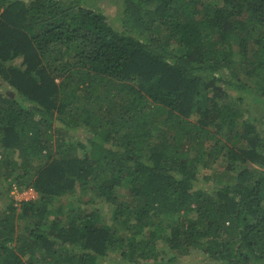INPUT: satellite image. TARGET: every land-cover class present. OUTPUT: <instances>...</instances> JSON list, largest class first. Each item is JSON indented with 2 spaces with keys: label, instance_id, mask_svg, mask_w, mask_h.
I'll return each instance as SVG.
<instances>
[{
  "label": "trees",
  "instance_id": "1",
  "mask_svg": "<svg viewBox=\"0 0 264 264\" xmlns=\"http://www.w3.org/2000/svg\"><path fill=\"white\" fill-rule=\"evenodd\" d=\"M85 3L0 0V176L38 195L0 209V264H264V0Z\"/></svg>",
  "mask_w": 264,
  "mask_h": 264
},
{
  "label": "rangeland",
  "instance_id": "2",
  "mask_svg": "<svg viewBox=\"0 0 264 264\" xmlns=\"http://www.w3.org/2000/svg\"><path fill=\"white\" fill-rule=\"evenodd\" d=\"M29 1V0H26ZM88 7L93 8V9H97V10H102L106 13H108L111 17H113L115 15V13L118 11L117 9V0H86L85 3ZM233 46H234V50L237 51L238 50V42L233 41ZM3 92H11L13 93L14 90L13 88H11L9 85H7L5 82H0ZM251 96H247L246 97V102L245 104H239L241 105V111L243 112V118H248V117H254V116H259L261 115V105H258L256 103H252L250 102L251 100ZM235 98H232L230 101H234ZM257 127L260 133L264 134V121L263 120H259V122L257 123ZM75 140V139H74ZM226 162L223 158H221L220 160H218L216 163H214L212 166H210L209 168H204V169H200L199 171V177H200V185H203L205 187H207L208 189H212L215 186L221 185V184H225V183H229L231 181V179H234L236 177L237 172H228L225 169ZM253 166V165H252ZM250 166V167H252ZM249 167V166H248ZM18 171L14 173V175H17ZM13 178H4V174H2L0 176V209H4L8 203H10L11 201L13 202L14 206L19 207L20 206V202L17 201V199L15 198V196L12 194L11 190L13 188V186H15L16 184H12L11 188L9 189V186L11 185V181ZM235 180V179H234ZM233 181V180H232ZM18 186V185H16ZM19 187V186H18ZM23 188V187H21ZM37 193L35 191V198H37ZM34 198V199H35ZM84 197L77 193L74 196H67L64 197L62 199V202L64 204H68V203H72L74 204L76 207L80 206L82 208L87 207L88 205L83 203ZM86 199H84L85 202ZM59 204V201L55 202V206H57ZM98 208L101 211V217L104 220V222L106 223V225L108 226H114L115 224L113 223L112 220V207L105 203L104 201L100 200L98 203H96L95 205L91 206ZM55 217V215H51L50 218L53 219ZM21 225L23 226L22 222ZM118 234H121L123 232H125L127 235H131L132 233H130V231H124V228L121 226H118ZM169 233V229L166 228L164 226L163 229H159L158 230V236L161 234H168ZM146 231L141 234L138 235V239L145 237L146 236ZM156 249L157 251H159L160 253H164L162 254V256L164 258H168L171 255H173L168 246L163 242V240L161 238H157L156 240ZM111 256H114V258L119 257L118 253L114 252L112 253ZM201 254L199 252L194 253L190 256H184L185 260H187L190 264H198V260L200 259ZM108 263L105 261V264ZM109 264V263H108ZM214 264V263H211Z\"/></svg>",
  "mask_w": 264,
  "mask_h": 264
},
{
  "label": "built area",
  "instance_id": "3",
  "mask_svg": "<svg viewBox=\"0 0 264 264\" xmlns=\"http://www.w3.org/2000/svg\"><path fill=\"white\" fill-rule=\"evenodd\" d=\"M11 192L20 203L22 201H28L35 198V190L32 187L19 188L15 185L13 186Z\"/></svg>",
  "mask_w": 264,
  "mask_h": 264
}]
</instances>
